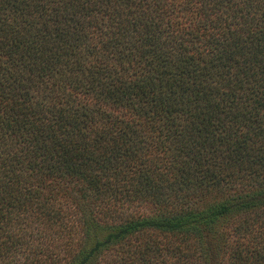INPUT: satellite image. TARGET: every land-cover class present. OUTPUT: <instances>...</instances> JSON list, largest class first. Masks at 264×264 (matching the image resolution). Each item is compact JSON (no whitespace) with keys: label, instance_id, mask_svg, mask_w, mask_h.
I'll return each instance as SVG.
<instances>
[{"label":"trees","instance_id":"trees-1","mask_svg":"<svg viewBox=\"0 0 264 264\" xmlns=\"http://www.w3.org/2000/svg\"><path fill=\"white\" fill-rule=\"evenodd\" d=\"M0 264H264V0H0Z\"/></svg>","mask_w":264,"mask_h":264}]
</instances>
